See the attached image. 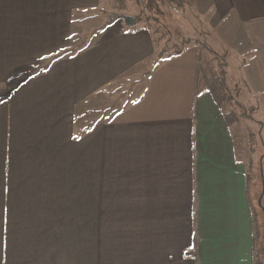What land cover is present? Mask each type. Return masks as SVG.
<instances>
[{"label":"crops","instance_id":"1","mask_svg":"<svg viewBox=\"0 0 264 264\" xmlns=\"http://www.w3.org/2000/svg\"><path fill=\"white\" fill-rule=\"evenodd\" d=\"M190 3L264 110V0ZM103 6L0 0V264H256V149L245 162L198 50L155 66L153 32L123 20L73 48L80 11ZM122 81L139 101L78 129Z\"/></svg>","mask_w":264,"mask_h":264},{"label":"rangeland","instance_id":"2","mask_svg":"<svg viewBox=\"0 0 264 264\" xmlns=\"http://www.w3.org/2000/svg\"><path fill=\"white\" fill-rule=\"evenodd\" d=\"M102 2L104 8H102L100 13L98 11H91L90 13H86L87 15H85V12L80 11L79 21L74 28V30L76 31L75 36L72 38L73 48L78 46V49H80L81 47L88 44L92 40L93 34L95 33L94 29H96L98 25L103 22L104 24H106L105 22L109 18V13L116 11L117 10L116 8H118V6L121 5L119 0H102ZM164 10L166 12V16L164 17V19H162V24H160L158 27L159 31L157 32L158 34L156 37L160 39L159 41L160 43L158 44L159 53L163 48V46L164 47L168 46L166 48L170 50V48H172L174 44L178 42L176 40V36L179 33H181L182 35H187L188 38L192 40H201L202 42H205L206 45L208 46L206 37L203 34L204 30L201 28L198 22V18L192 15L191 11L188 10L186 11L185 16H181V14H179L177 11L173 10L172 8L165 7ZM130 13L133 12L131 11ZM211 32L212 31L210 30V33ZM169 33H171V35ZM217 59L220 62H225L226 67L224 69L227 72V77L230 87L233 89L236 86V83L238 84L236 77L237 73L235 71L234 73H232V71L229 70L230 68L228 67L226 59L220 58V56ZM205 74H206L205 72L202 74L203 79L205 77ZM136 86L137 85L134 83L131 85L129 83L125 84V81H122L118 84H113L110 87V90H107L99 95L100 98H98L97 101H95V104L92 107L94 109H92L91 107H89L88 109L86 107L82 108L78 116V119L76 121V125L78 129L86 130L87 128H90L95 122L97 123L98 121L115 119L123 111V109L134 105L137 101H139V98H141L140 97L141 94H143L141 87L139 88V91H135ZM162 92H164L162 90V87H159L157 91L155 90V92L154 91L152 92V98H150V90H149V99L147 104L150 105L153 104L154 108L157 106L160 109L161 108L160 106L165 104V102L162 101V99H160L161 98L160 95ZM2 93L3 92H0V101L2 99H6L5 97L6 94L4 93L2 94ZM247 101H248L247 98H245L242 93L240 102L246 105L249 103ZM262 115L264 116L263 109L261 110V113H255L254 115V118L256 120L255 124L252 121L242 119L241 123H237V124L232 123L231 125L232 130H234L236 133L237 146L245 162L250 161V157H251L250 150L254 145H255V149H257V152L255 150L256 155L257 153L259 154L261 152V148L259 146L260 144L261 147L264 149L261 141L258 144L259 140L255 132L257 129V125L260 126L257 121H262L264 123V117ZM228 119L232 121V116H229ZM262 132H263L262 137L264 139V126ZM255 141L257 142L255 143ZM256 180L258 179L255 178L254 182L251 184V198L255 203L254 208L256 210V214L259 216L262 215V217L264 218V214L258 204L260 195L258 196V187L256 188L255 185ZM262 206L264 207L263 201H262Z\"/></svg>","mask_w":264,"mask_h":264},{"label":"trees","instance_id":"3","mask_svg":"<svg viewBox=\"0 0 264 264\" xmlns=\"http://www.w3.org/2000/svg\"><path fill=\"white\" fill-rule=\"evenodd\" d=\"M119 2L121 5L116 8L117 12L113 11L109 13V18L105 22V26L112 25L118 20L122 21V16H134L138 21L135 27H145L149 31H152L158 44L160 43V39L156 38L158 34L157 32L159 31L158 27L162 24V19L166 16L164 8H172L181 14V16H185L186 11L192 9L190 0H119ZM131 11L133 13H130ZM169 34L171 35V33ZM176 40L178 42H176L170 50L166 48L168 46H163L160 53H158L155 65H158L162 61L171 59L172 57L179 56L188 49L195 47L198 50V72L199 74L204 72L206 73L204 77L206 87L222 111L228 124L231 126L232 123H241L242 119L252 121L255 124L256 120L254 115L255 113H261L262 106L258 103H253L254 97L246 89L248 87H245V82H242L243 78L239 74H236L238 84L236 83V86L234 87L235 90L234 88L232 89L228 81L227 72L224 69L226 67L225 62H220L217 59L219 55L212 51L205 42H202L201 40H192L188 38L187 35H182L181 33L177 34ZM204 69H207V71ZM242 93L244 97L247 98V102H249L246 105L240 102ZM229 116H232V121L228 119ZM259 129L260 126L257 125L255 132L259 140L258 144L261 141ZM256 142L257 141H255V143ZM259 146L261 148V152L259 154L257 153L255 164V177L259 180L256 185V187H258V196L262 191L259 157L264 153V149L261 147V144ZM262 201L264 203V197ZM260 216H255L256 264H264V218L262 215Z\"/></svg>","mask_w":264,"mask_h":264},{"label":"water","instance_id":"4","mask_svg":"<svg viewBox=\"0 0 264 264\" xmlns=\"http://www.w3.org/2000/svg\"><path fill=\"white\" fill-rule=\"evenodd\" d=\"M122 19L125 23L126 26L128 27H135L138 23L136 17L134 16H122ZM260 125V130H259V134H260V138H261V142L263 144V147H264V139L262 137V130H263V126H264V123L262 121H257ZM259 162H260V175H261V183H262V192L259 196V200H258V204L264 214V207L262 206V199L264 197V153L260 156L259 158Z\"/></svg>","mask_w":264,"mask_h":264}]
</instances>
